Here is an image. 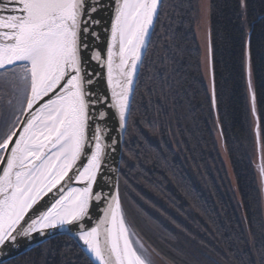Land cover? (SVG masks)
<instances>
[{
  "label": "trees",
  "instance_id": "16d2710c",
  "mask_svg": "<svg viewBox=\"0 0 264 264\" xmlns=\"http://www.w3.org/2000/svg\"><path fill=\"white\" fill-rule=\"evenodd\" d=\"M198 2H161L122 145L120 201L135 234L168 264H262L264 206L246 67L264 163V0H209L215 107L195 38ZM4 264L88 259L73 239L57 236Z\"/></svg>",
  "mask_w": 264,
  "mask_h": 264
},
{
  "label": "snow or ice",
  "instance_id": "6c2138e0",
  "mask_svg": "<svg viewBox=\"0 0 264 264\" xmlns=\"http://www.w3.org/2000/svg\"><path fill=\"white\" fill-rule=\"evenodd\" d=\"M160 3L110 0L103 59L89 37L100 39L104 0H0V254L22 237L66 228L88 264H154L153 253L160 255L133 239L119 193L101 186L107 150L117 143L109 121L115 116L126 128ZM89 55L107 68L110 101L90 87L99 74ZM259 256L264 264V246Z\"/></svg>",
  "mask_w": 264,
  "mask_h": 264
},
{
  "label": "water",
  "instance_id": "95a60500",
  "mask_svg": "<svg viewBox=\"0 0 264 264\" xmlns=\"http://www.w3.org/2000/svg\"><path fill=\"white\" fill-rule=\"evenodd\" d=\"M161 2H162V0H161ZM104 5H105L104 8H102L101 11H99L96 14L97 19H99L101 21V24L98 26L100 39L96 40L93 37H89V42L95 50L102 52L103 53V59H106L107 58V42H108V39L110 38V23H111L112 7L110 4V0H104ZM160 5H161V3H160ZM160 5H159V9H160ZM159 9H158V13H159ZM155 22H156V20H155ZM155 22H154V26H155ZM154 26L151 30V35L153 32ZM151 35L149 37V41H150ZM148 44H149V42L146 44L145 49L142 50L141 61L138 64L137 73L134 75L133 84H132V91L130 93V107H131V102H132V98H133V93H134L136 81L138 78L140 67H141L142 61L144 59ZM89 59H90V55H89ZM209 66H210V92H211V98H212V105H213V107H215L213 75H212V68H211V61H210V48H209ZM89 68L93 72L99 74V75L93 77L95 83L90 86L92 91L104 93L105 95L108 96L109 101H110L111 100V92H110V89L108 88V84H107V68L105 66H102L97 61L91 60V59H90ZM246 68H247L246 71H247L248 85L250 86V77H249V71L250 70H249V64L248 63H247ZM249 90H250V101H251L252 114H253V108H255L254 107L255 102H253V92H252V89H250V87H249ZM128 117H129V113H128ZM254 118L256 121L255 137H256V145H257V151H258V165L260 168L262 165V159H261L260 137L258 135V133H259L258 132V119H257L256 111H255ZM127 122H128V118H127ZM109 126L112 130L111 136L117 140V143L114 146L115 150H113L112 147H110L107 150L108 151V155L106 158L107 178L105 181H101V186L104 187L105 193H108L109 191H111L113 194H116L117 192L119 193L118 176H119V167H120L121 154H122V145H123V141H124L126 128L125 129L119 128V120L115 116H113V118L109 121ZM126 127H127V125H126ZM108 143L111 144V140H109ZM260 179H261V185H262L261 191H262L263 206H264V179H262L261 176H260ZM94 215H99V213L94 212ZM65 231H66V228H64V229H52V228H50V229L46 230V232H47L46 236H41L39 234H36L35 237L31 240H29L26 237H22L19 240L18 246L11 247V248L7 249L6 253L0 254V259H2L4 261V263L7 261H10L11 259H14V258L28 252L29 250L43 244L44 242H46V241H48L54 237L67 236L64 234ZM71 239H73L75 241V243L77 244V246L80 248L79 245L82 242H79L78 236L73 234ZM83 253L87 257L86 253L85 252H83Z\"/></svg>",
  "mask_w": 264,
  "mask_h": 264
},
{
  "label": "rangeland",
  "instance_id": "374dc122",
  "mask_svg": "<svg viewBox=\"0 0 264 264\" xmlns=\"http://www.w3.org/2000/svg\"><path fill=\"white\" fill-rule=\"evenodd\" d=\"M209 17H210L209 0H199V2H198V14H197V19H196V23H195V38H196V41L198 43L200 53H201L202 75H203L205 83L207 84V86L210 87L209 38H208ZM246 75H247V71H246ZM249 77H250V71H249ZM247 83H248V80H247ZM250 85H251V89H252L251 78H250ZM248 92L250 95L249 85H248ZM210 94H211V92H210ZM250 106H251V101H250ZM254 107H255V103H254ZM251 110H252V107H251ZM255 111H256V109H255ZM255 124H256V121H255ZM254 132H255V126H254ZM215 139H216L217 146L219 149L220 157H221L223 164L226 168L228 177H229L232 185H234L235 181H234V178L232 175L229 159H228V156H227L225 150L222 147L218 131H215ZM260 148H261V141H260ZM262 158H263V156H262V152H261V159ZM257 163H258V151H257ZM258 167H259V165H258ZM258 170H259V175H260V168H258ZM261 187H262V185H261ZM137 237L138 236L135 234L133 236V239L135 240ZM144 245L148 248L149 251H152L145 243H144ZM153 255H154V264H168L162 258H160L158 255H156L155 253H153Z\"/></svg>",
  "mask_w": 264,
  "mask_h": 264
}]
</instances>
